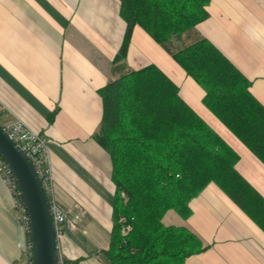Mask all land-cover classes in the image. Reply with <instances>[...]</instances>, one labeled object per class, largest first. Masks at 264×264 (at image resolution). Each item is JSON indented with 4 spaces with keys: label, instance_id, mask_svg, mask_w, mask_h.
<instances>
[{
    "label": "crops",
    "instance_id": "obj_1",
    "mask_svg": "<svg viewBox=\"0 0 264 264\" xmlns=\"http://www.w3.org/2000/svg\"><path fill=\"white\" fill-rule=\"evenodd\" d=\"M120 0H0V100L10 108L1 123L22 119L47 139L56 200L77 218L66 230L71 264H109L101 253L113 227L112 162L94 139L103 114L99 88L149 63L180 88L184 100L239 154L240 174L264 197V164L206 107L204 90L140 26L126 59L115 58L126 22ZM196 27L248 77L264 105V0H210ZM57 110L50 121L49 116ZM183 218L170 209L165 225L185 226L207 248L186 264H264V230L210 183ZM0 176V264H22L28 236ZM78 216V217H77Z\"/></svg>",
    "mask_w": 264,
    "mask_h": 264
},
{
    "label": "trees",
    "instance_id": "obj_2",
    "mask_svg": "<svg viewBox=\"0 0 264 264\" xmlns=\"http://www.w3.org/2000/svg\"><path fill=\"white\" fill-rule=\"evenodd\" d=\"M120 2L126 31L116 62L126 59L136 25L169 48L209 17L210 0ZM170 54L202 87L206 107L264 164V105L251 80L201 35ZM98 93L103 114L93 137L110 155L115 185L110 243L101 252L109 264H186L204 251L192 230L162 220L170 209L188 218L190 202L210 183L264 230V197L237 170L239 154L160 67L123 73Z\"/></svg>",
    "mask_w": 264,
    "mask_h": 264
},
{
    "label": "built area",
    "instance_id": "obj_3",
    "mask_svg": "<svg viewBox=\"0 0 264 264\" xmlns=\"http://www.w3.org/2000/svg\"><path fill=\"white\" fill-rule=\"evenodd\" d=\"M9 112L10 108L0 100V116L8 115L7 113ZM0 124L31 160L49 198L57 238V264H71L64 252L62 238L66 230L74 231L77 229V218L72 217V212L64 208L55 198L53 168L50 160V151L47 145V139L39 132L33 130L20 118H14L4 124L0 122ZM0 176L11 193L13 205L18 211L17 218L28 236L22 246L24 251L22 264H33L26 208L18 185L1 155Z\"/></svg>",
    "mask_w": 264,
    "mask_h": 264
},
{
    "label": "water",
    "instance_id": "obj_4",
    "mask_svg": "<svg viewBox=\"0 0 264 264\" xmlns=\"http://www.w3.org/2000/svg\"><path fill=\"white\" fill-rule=\"evenodd\" d=\"M0 155L18 185L26 208L33 264H57V238L49 198L31 160L1 124Z\"/></svg>",
    "mask_w": 264,
    "mask_h": 264
},
{
    "label": "rangeland",
    "instance_id": "obj_5",
    "mask_svg": "<svg viewBox=\"0 0 264 264\" xmlns=\"http://www.w3.org/2000/svg\"><path fill=\"white\" fill-rule=\"evenodd\" d=\"M199 36H200V32L198 31L197 27H195V29L185 32L180 38L171 41V43L168 45L169 48L164 47V46H162L160 44H159V46L161 47V49L163 50V52L167 56H169V58H172L171 57V54H170V49H173V50L180 49V48L184 47L185 45H188V44L194 42L195 40H197L199 38ZM1 118L2 117H0V122L2 121Z\"/></svg>",
    "mask_w": 264,
    "mask_h": 264
}]
</instances>
